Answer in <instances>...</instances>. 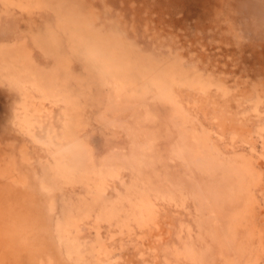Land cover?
Segmentation results:
<instances>
[{
  "label": "rangeland",
  "instance_id": "1",
  "mask_svg": "<svg viewBox=\"0 0 264 264\" xmlns=\"http://www.w3.org/2000/svg\"><path fill=\"white\" fill-rule=\"evenodd\" d=\"M0 264H264V0H0Z\"/></svg>",
  "mask_w": 264,
  "mask_h": 264
},
{
  "label": "bare ground",
  "instance_id": "2",
  "mask_svg": "<svg viewBox=\"0 0 264 264\" xmlns=\"http://www.w3.org/2000/svg\"><path fill=\"white\" fill-rule=\"evenodd\" d=\"M203 2H205L206 0H202ZM62 11V10H61ZM32 25V23L31 22H26L25 23V25H24V27H22L24 30H28V31H30L31 29L30 28H34L33 26H31ZM34 32V31H33ZM96 54V56L97 57H108V54H107V51L106 50H104V49H101L100 51H98V52H96L95 53ZM109 58V57H108ZM17 72V71H16ZM145 75V74H144ZM147 76V75H146ZM123 80H127V78H126V76H123V75H121L120 76ZM145 77V76H144ZM170 84H172V82H170ZM175 84V83H174ZM203 92V91H202ZM201 92V93H202ZM68 96H69V94H68ZM21 221V220H20ZM7 228V227H6Z\"/></svg>",
  "mask_w": 264,
  "mask_h": 264
}]
</instances>
